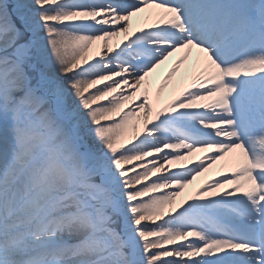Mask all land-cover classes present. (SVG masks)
Wrapping results in <instances>:
<instances>
[{"label": "snow or ice", "instance_id": "6c2138e0", "mask_svg": "<svg viewBox=\"0 0 264 264\" xmlns=\"http://www.w3.org/2000/svg\"><path fill=\"white\" fill-rule=\"evenodd\" d=\"M0 264H264V0H0Z\"/></svg>", "mask_w": 264, "mask_h": 264}, {"label": "bare ground", "instance_id": "6f19581e", "mask_svg": "<svg viewBox=\"0 0 264 264\" xmlns=\"http://www.w3.org/2000/svg\"><path fill=\"white\" fill-rule=\"evenodd\" d=\"M122 38V37H121ZM115 39H120V38H115ZM115 42V40H114ZM205 155V153H197L195 154V157L193 158L194 160H198L201 156ZM206 177L210 178L209 174H205V176L199 177L196 181V183H199L201 180L205 179ZM191 189H189L188 191H190ZM187 194V193H186Z\"/></svg>", "mask_w": 264, "mask_h": 264}]
</instances>
